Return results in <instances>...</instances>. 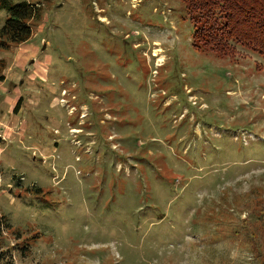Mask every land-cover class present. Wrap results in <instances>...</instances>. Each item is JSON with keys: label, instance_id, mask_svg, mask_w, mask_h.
Segmentation results:
<instances>
[{"label": "rangeland", "instance_id": "374dc122", "mask_svg": "<svg viewBox=\"0 0 264 264\" xmlns=\"http://www.w3.org/2000/svg\"><path fill=\"white\" fill-rule=\"evenodd\" d=\"M8 1L41 17L0 52L7 264H264V56L182 0Z\"/></svg>", "mask_w": 264, "mask_h": 264}, {"label": "trees", "instance_id": "16d2710c", "mask_svg": "<svg viewBox=\"0 0 264 264\" xmlns=\"http://www.w3.org/2000/svg\"><path fill=\"white\" fill-rule=\"evenodd\" d=\"M182 1L194 24L196 48L226 56L233 51L231 43L237 42L264 56V0ZM0 7L8 14L0 28L1 52L27 42L33 34L32 22L39 20L41 13L39 7L28 1L12 3L0 0ZM4 68L5 62L0 59V72ZM0 81H4L1 75ZM261 217H264L262 213ZM6 259V252H0V264H7Z\"/></svg>", "mask_w": 264, "mask_h": 264}]
</instances>
